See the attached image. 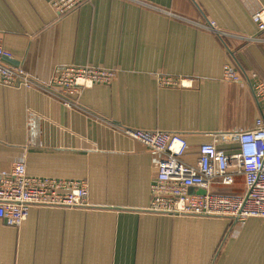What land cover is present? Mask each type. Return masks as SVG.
<instances>
[{
  "label": "crops",
  "instance_id": "obj_1",
  "mask_svg": "<svg viewBox=\"0 0 264 264\" xmlns=\"http://www.w3.org/2000/svg\"><path fill=\"white\" fill-rule=\"evenodd\" d=\"M50 1L0 0L2 63L36 83L0 85V171L22 160L29 176L84 180L89 207L0 220V264H264V218L147 211L161 157L119 129L179 133L194 165L213 135L250 128L263 109L252 86L264 83V30L252 14L264 0H91L60 18ZM226 64L241 81L224 80ZM68 65L116 74L67 107L46 83ZM209 190L241 194L243 178Z\"/></svg>",
  "mask_w": 264,
  "mask_h": 264
},
{
  "label": "built area",
  "instance_id": "obj_2",
  "mask_svg": "<svg viewBox=\"0 0 264 264\" xmlns=\"http://www.w3.org/2000/svg\"><path fill=\"white\" fill-rule=\"evenodd\" d=\"M57 18L75 10L85 0H51ZM259 31L264 30V5L252 14ZM211 29L214 23H209ZM9 56L0 39V85L32 88L36 86L19 66L2 63ZM114 73L103 68L68 65L58 68L47 87L60 88L58 95L67 107H79L78 94L94 84H106ZM254 76V75H253ZM226 81L239 82L241 76L232 66L223 67ZM160 83L177 84L161 77ZM182 83H180L181 85ZM263 109L253 125L229 133L212 136L209 143L199 146L194 165L185 163L182 156L187 142L179 133L143 131L119 128L131 139L140 142L160 155L157 174L150 186L151 201L147 211L156 214L225 217L242 223L248 217L264 218V83L252 86ZM219 140L236 144L233 149L221 148ZM243 178L241 194H214V184L228 187L235 176ZM189 188L205 190V194L190 193ZM31 207L88 208V185L84 180L29 176L22 160H15L6 171H0V220L9 227L19 226Z\"/></svg>",
  "mask_w": 264,
  "mask_h": 264
},
{
  "label": "rangeland",
  "instance_id": "obj_3",
  "mask_svg": "<svg viewBox=\"0 0 264 264\" xmlns=\"http://www.w3.org/2000/svg\"><path fill=\"white\" fill-rule=\"evenodd\" d=\"M91 0H85L82 4H84V3H86V2H90ZM51 2L52 1H50V4H51ZM73 11V10H72ZM69 13V12H68ZM103 69H107V70H110V71H112L113 73H114V76H113V78L115 77V74H116V70L115 69H112V68H104L103 67ZM113 78L111 79V81L113 80ZM168 80H171V81H174L173 79H171L170 77H168L167 78ZM110 81V82H111ZM110 82H108V83H110ZM108 83H106V84H108Z\"/></svg>",
  "mask_w": 264,
  "mask_h": 264
},
{
  "label": "water",
  "instance_id": "obj_4",
  "mask_svg": "<svg viewBox=\"0 0 264 264\" xmlns=\"http://www.w3.org/2000/svg\"><path fill=\"white\" fill-rule=\"evenodd\" d=\"M196 194H201V195H203V194H205V190H200V191H198Z\"/></svg>",
  "mask_w": 264,
  "mask_h": 264
}]
</instances>
